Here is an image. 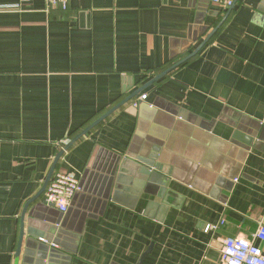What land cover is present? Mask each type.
Returning <instances> with one entry per match:
<instances>
[{"label": "crops", "instance_id": "obj_1", "mask_svg": "<svg viewBox=\"0 0 264 264\" xmlns=\"http://www.w3.org/2000/svg\"><path fill=\"white\" fill-rule=\"evenodd\" d=\"M229 11L0 0V264H221L224 239L257 230L264 0ZM52 171L80 180L66 213L45 201Z\"/></svg>", "mask_w": 264, "mask_h": 264}, {"label": "built area", "instance_id": "obj_2", "mask_svg": "<svg viewBox=\"0 0 264 264\" xmlns=\"http://www.w3.org/2000/svg\"><path fill=\"white\" fill-rule=\"evenodd\" d=\"M48 7H62L66 9L70 0H44ZM224 8L235 5L236 0H213ZM147 93H141L133 102L138 106L140 101L146 100ZM81 190L79 178L70 172L58 171L48 183L45 191L47 204L66 213L74 195ZM215 226H207L210 230ZM264 243V222L260 221L257 230L250 236H231L223 240L220 249L221 264H264V248L258 242Z\"/></svg>", "mask_w": 264, "mask_h": 264}, {"label": "water", "instance_id": "obj_3", "mask_svg": "<svg viewBox=\"0 0 264 264\" xmlns=\"http://www.w3.org/2000/svg\"><path fill=\"white\" fill-rule=\"evenodd\" d=\"M236 1H237V0H236ZM236 1H235V3H236ZM233 7H234V5H233L232 7L229 8L230 11L233 9ZM230 11H229V12H230ZM219 26H220V25H219ZM217 28H218V27H217ZM217 28H216L215 30H217ZM211 36H212V35H209V36L203 41V43H202L201 46L197 49V51H195V53H197V52L199 51V49H201V47H203V46H204V45L210 40ZM195 53H192V54L189 55L188 57L182 59L179 63H177V65H179V64L183 63L184 61L188 60V59H189L190 57H192ZM177 65H174L172 68H170V69L166 70L165 72L161 73L160 75H158V76H157L156 78H154L153 80H154V81L158 80L161 76H163V75L167 74L168 72H170V71H171L175 66H177ZM147 86H148V85H145V86L141 87L140 89H138V91H136V92L134 93V95H136V94H138V93H141V92H142ZM155 156H156V155H155ZM153 158H154V157H153ZM153 158H152V159H153ZM53 171H54V169H53ZM53 171L51 172V174H50L49 177L47 178V181H46V183H45L44 189L47 187L48 183L50 182L51 177H52V174H53ZM22 226H23V224H22ZM22 234H23V232H22ZM47 264H53V263H52V261L49 260Z\"/></svg>", "mask_w": 264, "mask_h": 264}]
</instances>
